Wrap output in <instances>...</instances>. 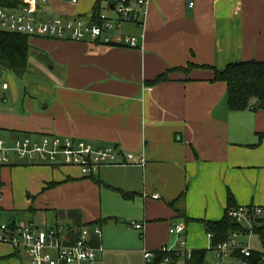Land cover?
<instances>
[{"label": "crops", "instance_id": "crops-1", "mask_svg": "<svg viewBox=\"0 0 264 264\" xmlns=\"http://www.w3.org/2000/svg\"><path fill=\"white\" fill-rule=\"evenodd\" d=\"M97 1L38 0L40 19L89 17ZM146 12L144 26L123 28L142 36L138 48L31 37L52 41V69L59 66V73L52 74V84L29 87L20 110L14 91L0 98V130L9 139L71 136L117 150V164L91 175L16 156L0 167V217L16 226L60 227L67 245L88 226L96 264H106L103 255L114 250L102 233L113 231L109 222L123 225L116 228L123 239L139 232L143 248L129 253L179 240L204 250L210 245L206 223L224 218L230 195L237 206H264V109L230 110L226 83L200 67L264 61V0H152ZM190 64L189 73L173 71L168 81L148 84ZM127 153L137 160L144 156L146 165L126 162ZM124 192L134 198L125 199ZM133 221L144 230L131 226ZM174 225L184 231L170 234ZM0 245L6 246L8 264H22L16 255L27 256Z\"/></svg>", "mask_w": 264, "mask_h": 264}, {"label": "built area", "instance_id": "built-area-1", "mask_svg": "<svg viewBox=\"0 0 264 264\" xmlns=\"http://www.w3.org/2000/svg\"><path fill=\"white\" fill-rule=\"evenodd\" d=\"M49 0H42L46 4ZM76 3L78 0H71ZM152 0H113L106 2L97 19L94 14L86 17L61 15L40 19L38 0H23L18 8L0 7V30L27 34L31 37L55 38L71 41H90L104 44H124L140 47L142 36L123 32L126 23L144 26L146 9ZM194 2H190L192 7ZM113 7V8H112ZM114 13L115 16H112ZM7 88V84L3 85ZM118 152L114 147L95 148L90 142L71 136L45 135L39 139L13 137L6 140L0 134V167L12 164L13 156L29 163L50 166H74L84 175L99 171L101 166L117 164ZM126 162L146 165L143 156L137 160L132 153L126 154ZM228 216L240 225L226 239L213 243L215 233L207 231L210 245L203 261L195 256L194 250L179 240L177 247L168 245L158 250H143L145 264H264V206H237L228 210ZM131 226L144 230V225L131 222ZM62 228L40 229L34 223L13 225L0 223V244L15 250H23L30 264H96V248L90 241V228L85 226L73 244H64L60 234ZM184 227L174 225L169 233L180 235ZM100 234V226H94ZM255 236L260 237L261 249L252 247ZM167 253L166 256H160Z\"/></svg>", "mask_w": 264, "mask_h": 264}, {"label": "trees", "instance_id": "trees-1", "mask_svg": "<svg viewBox=\"0 0 264 264\" xmlns=\"http://www.w3.org/2000/svg\"><path fill=\"white\" fill-rule=\"evenodd\" d=\"M113 0H98L94 7L95 19L103 12L106 2ZM23 0H0V7L18 8ZM30 39L27 34H20L0 30V81L7 71H12L18 77H23L29 68L30 58ZM194 65L190 64L187 68H173L160 74L155 79L148 81L149 85H157L168 81L170 73L173 71H183L189 73ZM196 67V66H195ZM201 68L212 69L215 72L216 81L225 82L227 85V103L232 111H244L253 107L264 109V61L249 60L228 64L224 69L219 70L215 67L204 65ZM263 137V134L260 135ZM52 186V183L49 185ZM125 199L134 198L132 195L123 193ZM237 207L232 195L229 196V206L224 218L218 222H207L206 231L215 233L213 243L226 239L233 231L240 228V225L232 220L227 212ZM263 247L264 235L261 234ZM167 253H161L164 257ZM206 251L198 250L195 256L203 261Z\"/></svg>", "mask_w": 264, "mask_h": 264}, {"label": "rangeland", "instance_id": "rangeland-1", "mask_svg": "<svg viewBox=\"0 0 264 264\" xmlns=\"http://www.w3.org/2000/svg\"><path fill=\"white\" fill-rule=\"evenodd\" d=\"M30 58H29V68L28 72L23 77H18L15 75L12 71H7L4 73L1 81H0V98L6 93V95H10L12 91H14L19 96V102L17 105V110L22 107V98H24L26 95H29L27 93L29 87L37 85V86H43L46 84H52V74L55 76L57 73H59V66L56 70H53L52 67L54 65V57H55V51L51 40H42L38 41L33 38L30 39ZM4 83H7L9 89L3 91L2 85ZM31 95V94H30ZM37 98L41 101L42 99L47 98V96L44 95H37ZM2 134H4L2 137L6 140H9L10 135L6 131H1ZM8 133V134H7ZM3 177V174H2ZM1 223H5L7 221V218L4 216L0 217ZM108 226H111V230L109 229L105 230L102 229L103 236L107 239H109L111 242L113 241V252L109 255L104 254L103 259L105 258L106 264H144V257L143 254H133L129 253V249L131 248H137L140 247V249L143 248V240H141V237L139 235V232H135L133 236H126V238H122L125 233H120L118 229L116 228H124L123 225H118L119 227H116L112 222L108 223ZM131 227V226H130ZM104 228V225H103ZM135 235L137 237H135ZM173 243V242H172ZM170 243L169 247H177L176 244ZM209 247V246H208ZM207 247V248H208ZM252 247L255 249H261L262 246L260 245V237L255 236L252 240ZM13 248V247H12ZM116 249H119L116 251ZM6 250V246L0 245V264H8V256L9 254H5L6 252H3ZM24 252V251H23ZM22 253V252H21ZM103 254V253H102ZM101 254V256H102ZM18 256V259L22 264H29L28 257L22 253ZM97 256V252H96Z\"/></svg>", "mask_w": 264, "mask_h": 264}, {"label": "water", "instance_id": "water-1", "mask_svg": "<svg viewBox=\"0 0 264 264\" xmlns=\"http://www.w3.org/2000/svg\"><path fill=\"white\" fill-rule=\"evenodd\" d=\"M113 8V7H112ZM257 108H254V110H256ZM18 136H16V138H17Z\"/></svg>", "mask_w": 264, "mask_h": 264}]
</instances>
